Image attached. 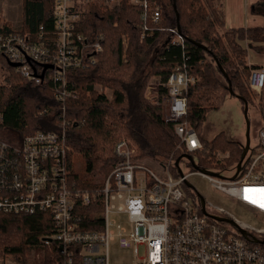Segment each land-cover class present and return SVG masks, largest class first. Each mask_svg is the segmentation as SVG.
I'll return each mask as SVG.
<instances>
[{"label": "built area", "instance_id": "obj_1", "mask_svg": "<svg viewBox=\"0 0 264 264\" xmlns=\"http://www.w3.org/2000/svg\"><path fill=\"white\" fill-rule=\"evenodd\" d=\"M50 1L49 22L41 24L35 33L13 27L0 13L4 70L5 63H10L27 81L49 85L57 103V109L39 112L56 113L55 120L50 119L55 130H37L25 137L15 134L13 140L0 135V213L45 215L53 232L43 241L64 246V257L56 264H76V257L81 264H110L111 247L116 244L125 249L134 247L137 257L139 246H146V257L138 264H264V244L246 239L240 231L245 229L252 238L264 241V229L240 222L205 198L203 206L200 196L194 197L187 185L188 176L183 171L180 174L176 159H168L156 169L138 159L136 147L122 139L115 146L117 164L101 188L85 191L70 180L68 162L74 147L68 142V131L74 122L69 108L73 102L78 106L82 103L77 81L71 76H83L98 66L104 52L103 35H86L80 29L83 14L91 7L109 9L129 3L140 9L141 39L167 28L159 0ZM171 32L175 34L172 44L184 47L178 29ZM123 46L126 51L128 36H123ZM195 82L194 76L178 67L161 84L168 92L169 119L180 139L178 148L189 155L204 146L197 129L182 120L188 113L186 93ZM249 87L258 94L262 109L255 130L256 146L250 144L237 177L233 179L240 161L230 167V152L215 156L212 164L216 173L196 170L264 222L260 194L247 191L264 189L263 66L252 69ZM151 89L148 86L146 90L148 100ZM3 116L0 110V128L4 127ZM92 206H99L95 216L89 214L96 220L87 222L85 208ZM216 218L232 220L236 225Z\"/></svg>", "mask_w": 264, "mask_h": 264}, {"label": "trees", "instance_id": "obj_2", "mask_svg": "<svg viewBox=\"0 0 264 264\" xmlns=\"http://www.w3.org/2000/svg\"><path fill=\"white\" fill-rule=\"evenodd\" d=\"M159 1L167 31L148 39L140 37V9L129 3L109 9L91 7L83 14L80 29L86 35L92 32L103 35L104 52L98 66L83 76H71L77 81L82 103L78 106L73 102L69 108L74 123L68 131V142L74 152L69 156L68 168L70 180L79 189L96 191L103 186L117 164L115 146L122 139L136 147L137 158L142 161L155 160L163 165L168 159H178L184 154L178 148L180 139L175 123L169 119L167 89L160 86V104L146 97L150 77L160 76L164 84L178 67L195 77L196 82L186 93L188 113L182 120L196 128L201 137L209 113L221 109L231 95L229 83L236 95L250 100L248 50L264 54V26L226 29L221 0ZM253 11L264 15V2L256 4ZM176 12L180 15L179 22ZM50 14V0H25V24L32 33L49 22ZM178 23L184 47L172 44L175 34L171 30L177 29ZM123 35L129 37L126 51ZM5 66L6 76L0 82V110L4 115L0 133L10 129L25 137L37 130H55L50 119L55 120L56 113L39 115L45 109H57L49 85H35L16 74L10 63ZM97 83L113 89L112 99L93 93ZM202 141L203 149L192 154L200 170L212 166L210 158L215 157L218 149L230 152L228 165H236L241 159L244 145L225 139L223 132L215 135L211 143L204 138ZM74 159L83 164L80 173L74 168ZM98 207L85 208L87 222L96 220L89 214L95 216ZM52 232L45 215L0 213V256L11 257L14 264H56L64 257V246L45 244L43 240ZM37 250L42 254L38 261L33 256ZM75 260L81 264L79 257Z\"/></svg>", "mask_w": 264, "mask_h": 264}, {"label": "rangeland", "instance_id": "obj_3", "mask_svg": "<svg viewBox=\"0 0 264 264\" xmlns=\"http://www.w3.org/2000/svg\"><path fill=\"white\" fill-rule=\"evenodd\" d=\"M24 2L25 0H0V13L2 19L6 20L10 25L15 28L24 27L28 29L25 24L24 18ZM127 36V35H123ZM244 45H247L245 43ZM256 54L257 58L253 56ZM248 63L251 66L250 68V76L252 65H258L264 67V54H260L253 49L248 50ZM263 64V65H262ZM4 62L0 60V66L3 68ZM0 67V82L4 81V77L6 76L7 70ZM249 76V79H250ZM249 79L247 82L248 89L251 92L249 103V112L248 117L251 122V146H256L255 142V130H257L258 120H259V112L262 109V106L259 104V99L257 98L258 94L254 92L249 87ZM161 77L160 76H152L149 78L147 86H150L152 89L150 90V102H155V104H160L161 96H160V86H161ZM147 88L145 89L146 93ZM93 93L104 94L108 99H112L113 97V89L106 88L102 84L97 83L93 86ZM90 95V94H89ZM239 100L237 97L228 95L225 103L221 107V109L217 111H213L209 113L206 122L203 124L201 129L202 138L205 139L208 143H211L214 140L215 135L223 132L225 139L238 141L242 145H245L246 142V131L247 130V122L244 113V102ZM167 104L169 102L166 99ZM0 135H5L7 138H16L15 132L9 129L3 130ZM220 152V155L224 152L222 149L216 150V155ZM183 155V154H182ZM181 155V156H182ZM215 155V156H216ZM215 158V157H214ZM212 158L211 161H214ZM194 159V158H193ZM177 160V159H176ZM148 163L154 167L159 168V162L155 160H147ZM195 161V160H194ZM168 162H165V165ZM228 164V163H227ZM231 167V165H229ZM74 168L77 172H81L83 170V164L81 161L74 159ZM181 169L185 175L188 176V181L193 186L191 189L194 197L199 196V194L206 199L207 202L225 208L229 211L233 218H236L242 223L253 226L257 229H264V222L260 220V218L256 217V213L250 209L249 207L241 204L235 198L223 193L222 191L216 189L208 179L200 176L198 171L192 166V164L186 160H181ZM216 168L212 166L208 169V172L216 173ZM263 237V236H262ZM134 247L131 249H125L119 247V245H113L110 251V264H138L140 260L146 257L147 248L142 245L139 246V255L136 256L134 251ZM36 258V261L40 260L42 254L40 251H36L33 255ZM0 264H14V260L7 256V258H2L0 256Z\"/></svg>", "mask_w": 264, "mask_h": 264}, {"label": "crops", "instance_id": "obj_4", "mask_svg": "<svg viewBox=\"0 0 264 264\" xmlns=\"http://www.w3.org/2000/svg\"><path fill=\"white\" fill-rule=\"evenodd\" d=\"M221 1L226 29H249L264 26V15L253 11L255 5L264 2V0ZM253 56L257 55L254 53Z\"/></svg>", "mask_w": 264, "mask_h": 264}, {"label": "water", "instance_id": "obj_5", "mask_svg": "<svg viewBox=\"0 0 264 264\" xmlns=\"http://www.w3.org/2000/svg\"><path fill=\"white\" fill-rule=\"evenodd\" d=\"M176 14H177V21L179 22V20H180V15L178 14V12H176ZM177 29H178L179 34H181V26H180L179 23H178ZM13 66H16V65H13ZM220 70L225 74V71H224V69H223L222 67H220ZM229 86H230V87H229V88H230V94L235 96L236 94H235L234 90L232 89L230 83H229ZM235 97H237L239 100H242V101L244 102V113H245V118H246V122H247V130H246V139H245L246 142H245V146H244L243 153H242V156H241V160H240V162H239L238 165H237V172H236V174L234 175L233 179H235V178L237 177L238 173L240 172V170H241V168H242V162H243V160H244V158H245V156H246V154H247V152H248V150H249V148H250V144H251V136H250V135H251V122H250V119H249V117H248L249 103H248V101H247L245 98H243V97H241V96H239V95H236ZM182 159H187V160H189L190 163L192 164V166H193L195 169L200 170V169L198 168V166L196 165V163H195V161H194L192 155H189V154H183L182 156H180V157L176 160V167H178L179 172H180L181 175H182V170L180 169V162H181ZM202 171H204V170H202ZM204 172H206V171H204ZM209 174H213V173H209ZM187 185L190 186L191 188H193V186H192L190 183H188V182H187ZM199 196H200V198H201V200H202V204H203V206H204V203H205V201H204V197H202L200 194H199ZM216 219H217L218 221H220V222H228V223H230V224L236 225V223H235L234 221L229 220V219H224V218H216ZM240 231H241L242 235H243L246 239H248V240H252V241H254V242H256V243L264 244V241H262V240H260V239H257V238H252L251 235L248 233L247 230H245V229H240Z\"/></svg>", "mask_w": 264, "mask_h": 264}, {"label": "snow or ice", "instance_id": "obj_6", "mask_svg": "<svg viewBox=\"0 0 264 264\" xmlns=\"http://www.w3.org/2000/svg\"><path fill=\"white\" fill-rule=\"evenodd\" d=\"M249 192H258L261 196L260 206L264 207V189H249Z\"/></svg>", "mask_w": 264, "mask_h": 264}, {"label": "bare ground", "instance_id": "obj_7", "mask_svg": "<svg viewBox=\"0 0 264 264\" xmlns=\"http://www.w3.org/2000/svg\"><path fill=\"white\" fill-rule=\"evenodd\" d=\"M27 128V127H26ZM2 130V129H1ZM10 130V129H9ZM246 131V130H245ZM14 132V131H13ZM165 163V162H164ZM202 167V166H201Z\"/></svg>", "mask_w": 264, "mask_h": 264}]
</instances>
